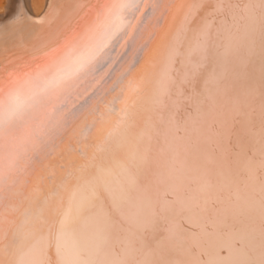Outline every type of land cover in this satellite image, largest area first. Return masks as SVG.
I'll list each match as a JSON object with an SVG mask.
<instances>
[{"label": "bare ground", "instance_id": "bare-ground-1", "mask_svg": "<svg viewBox=\"0 0 264 264\" xmlns=\"http://www.w3.org/2000/svg\"><path fill=\"white\" fill-rule=\"evenodd\" d=\"M19 2L6 0L0 16ZM182 2L23 0L27 16L17 33L0 37V55H24L17 41L44 31L39 24L49 4L68 14L70 27L104 5L134 7L124 9L126 25L107 58L74 90L44 101L27 138L21 126L0 135V264H39L44 242L54 251L73 190L62 184L77 168L84 171L81 183L95 178L121 199L113 205L105 194L73 215L63 230L66 264H165L187 247L191 233L221 255L231 245L243 264L241 242L249 243L254 208L216 229L202 228L218 196L250 190L260 163L264 14L258 0H224L222 14L185 26L177 37L181 15L170 6ZM62 25L63 17L51 30ZM129 81H139L140 90L129 93ZM132 101L133 115L122 121ZM101 205L103 212L96 211Z\"/></svg>", "mask_w": 264, "mask_h": 264}, {"label": "snow or ice", "instance_id": "snow-or-ice-1", "mask_svg": "<svg viewBox=\"0 0 264 264\" xmlns=\"http://www.w3.org/2000/svg\"><path fill=\"white\" fill-rule=\"evenodd\" d=\"M86 7L87 5L85 4L77 5L78 9ZM128 7H134V5L117 3L111 6L104 5L99 9L100 13L105 14L107 20L105 25L106 32L113 29L118 30L122 26L124 22L123 11ZM170 7L175 8L174 16L177 13L181 15L180 25L176 33L178 37L180 31L185 26L195 24L197 21L208 22L214 20L219 14L223 13L225 5L224 0H183L182 3ZM247 7L245 5V8ZM256 9L264 14V0H258ZM92 10L95 11V8ZM26 16L27 13L23 0H20L15 10L6 8L5 14L0 16V37L17 33L21 29ZM61 17H63V25L51 30V25ZM39 25L44 30L41 34L35 36L32 40H24L21 37L17 41V46L24 50L23 56H18L15 53L0 55V90H3L5 86L20 85L29 79L36 68L41 66L49 55L48 53H42L41 50L48 47L57 31L71 28L68 14H65L63 9L55 7L52 4L48 5L43 21ZM204 34L206 35V29ZM261 42L264 45V31L261 32ZM25 45L27 47H24ZM229 50L230 46H226L225 54H228ZM140 86L139 81H129L128 92H138ZM178 95L182 96L183 90H180ZM261 96L264 97V91L261 92ZM127 119L128 112L126 106L123 110L122 121H126ZM257 144L260 146L257 149L260 163L250 177L252 181L250 190L244 191L237 187L227 199L218 196L213 201L210 217L202 228L203 232H207L208 228L216 229L229 219L236 220L245 216L249 208H254L258 219L248 229L249 243L245 244L241 242L245 257L243 264H264V121H262L258 133ZM99 171L100 175L105 174L103 169ZM83 174L82 168L72 169L67 173L62 187L66 188L72 185V197L60 221L59 233L54 243V251H51L53 247L51 243L44 242L40 249L39 264H66L63 230L69 224L74 214L78 215L86 205L101 199L105 194L112 197L113 205L117 204L121 199L108 185H101L95 178L84 180L81 183ZM129 179L130 182H134L131 177ZM73 180L76 181L75 185H73ZM96 211L103 212V206L101 205ZM25 223H28V220ZM142 227L146 229L148 224L145 222ZM174 230L175 225L170 228V231ZM190 236L192 239L187 247L179 250L178 254L166 261L165 264H237V259L231 245L228 246V254L221 255L222 249L217 248L214 251H209L208 246L202 245L199 233H191ZM254 241H258V243H252Z\"/></svg>", "mask_w": 264, "mask_h": 264}, {"label": "clouds", "instance_id": "clouds-1", "mask_svg": "<svg viewBox=\"0 0 264 264\" xmlns=\"http://www.w3.org/2000/svg\"><path fill=\"white\" fill-rule=\"evenodd\" d=\"M106 23L105 14L98 12L89 21L57 31L48 47L41 50L49 55L31 77L20 85L5 86L0 90V135L21 126L27 138L35 113L44 101L71 92L95 71L97 65L107 58L113 41L126 25L124 21L118 30L106 32ZM134 104L132 101L127 106L129 119ZM90 207L91 202L81 211L90 210Z\"/></svg>", "mask_w": 264, "mask_h": 264}, {"label": "rangeland", "instance_id": "rangeland-1", "mask_svg": "<svg viewBox=\"0 0 264 264\" xmlns=\"http://www.w3.org/2000/svg\"><path fill=\"white\" fill-rule=\"evenodd\" d=\"M6 4V0H0V11H2V7H3V5H5Z\"/></svg>", "mask_w": 264, "mask_h": 264}]
</instances>
